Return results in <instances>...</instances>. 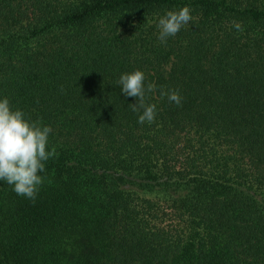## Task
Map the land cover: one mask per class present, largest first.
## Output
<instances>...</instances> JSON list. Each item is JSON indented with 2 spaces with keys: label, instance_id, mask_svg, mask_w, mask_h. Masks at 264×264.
Returning <instances> with one entry per match:
<instances>
[{
  "label": "trees",
  "instance_id": "1",
  "mask_svg": "<svg viewBox=\"0 0 264 264\" xmlns=\"http://www.w3.org/2000/svg\"><path fill=\"white\" fill-rule=\"evenodd\" d=\"M3 98L56 155L35 201L0 181V264H264V0H0Z\"/></svg>",
  "mask_w": 264,
  "mask_h": 264
},
{
  "label": "clouds",
  "instance_id": "2",
  "mask_svg": "<svg viewBox=\"0 0 264 264\" xmlns=\"http://www.w3.org/2000/svg\"><path fill=\"white\" fill-rule=\"evenodd\" d=\"M192 20L188 7L178 11H167L159 18L158 40L166 44L169 37H175L185 25ZM237 30H242L239 23L233 22ZM145 74L136 70L122 74L117 83L127 97L137 98V103L130 104L131 110L142 114L138 123L152 124L156 118V105L146 104V91L152 93L156 85L148 83L145 87ZM161 96H167L169 102L181 105L182 98L178 91H164ZM50 126H43L40 120L32 121L25 118L21 110H13L7 98L0 99V181H6L13 186L19 196L35 201L44 177L45 162L56 155L54 147L48 150Z\"/></svg>",
  "mask_w": 264,
  "mask_h": 264
}]
</instances>
